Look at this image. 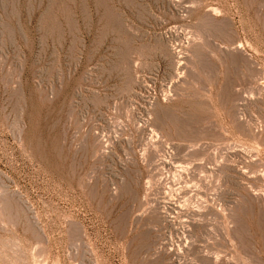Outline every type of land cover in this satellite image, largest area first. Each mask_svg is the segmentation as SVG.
<instances>
[{"label": "rangeland", "instance_id": "1", "mask_svg": "<svg viewBox=\"0 0 264 264\" xmlns=\"http://www.w3.org/2000/svg\"><path fill=\"white\" fill-rule=\"evenodd\" d=\"M0 264H264V0H0Z\"/></svg>", "mask_w": 264, "mask_h": 264}, {"label": "bare ground", "instance_id": "2", "mask_svg": "<svg viewBox=\"0 0 264 264\" xmlns=\"http://www.w3.org/2000/svg\"><path fill=\"white\" fill-rule=\"evenodd\" d=\"M239 46V45H238ZM241 227V226H240ZM237 229V228H236ZM242 229V228H241ZM227 230V229H226ZM237 231V230H236ZM240 234V233H239ZM243 237V236H242ZM241 238V237H240ZM243 241V240H242ZM243 245V244H242Z\"/></svg>", "mask_w": 264, "mask_h": 264}]
</instances>
